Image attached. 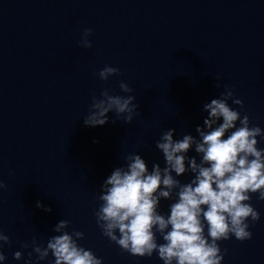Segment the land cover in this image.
I'll use <instances>...</instances> for the list:
<instances>
[{
  "label": "water",
  "instance_id": "water-1",
  "mask_svg": "<svg viewBox=\"0 0 264 264\" xmlns=\"http://www.w3.org/2000/svg\"><path fill=\"white\" fill-rule=\"evenodd\" d=\"M85 28L91 48L77 43ZM106 65L119 75L102 81L96 73ZM121 81L133 92H121ZM225 86L243 109L228 104L264 130V0H0V229L11 241L0 264H26L32 248L21 244L35 237L46 246L62 219L102 264H163L155 252L122 253L101 234L93 214L100 186L127 154L141 155L149 170L163 167L155 147L162 132L196 136L203 105ZM105 88L135 97L131 123H113L109 113L103 126L84 125L92 95ZM170 203L161 199L159 210L167 214ZM252 205L260 214L252 238L219 242L221 264H264V201L252 194ZM52 260L33 253L31 264Z\"/></svg>",
  "mask_w": 264,
  "mask_h": 264
},
{
  "label": "clouds",
  "instance_id": "clouds-1",
  "mask_svg": "<svg viewBox=\"0 0 264 264\" xmlns=\"http://www.w3.org/2000/svg\"><path fill=\"white\" fill-rule=\"evenodd\" d=\"M92 31L83 29L78 46L92 47L88 39ZM96 75L108 81L119 75V69L106 65ZM218 79L216 88L221 86ZM119 88L123 93L133 92L123 81ZM100 97H91L83 121L86 127L105 125L109 113L115 115L113 123L122 120L129 124L139 108L133 95H111L105 88ZM232 98L233 91L225 86L219 98L203 105L207 116L202 126H196V136L184 134L174 139L175 129L163 131L155 142L163 167L153 163L149 170L141 155L127 154L124 164L103 181L93 214L101 234L122 253L150 258L155 252L163 264H221L226 250L222 251L219 242L252 238L250 223L260 219L252 194L264 201V148L258 147L264 130L252 124L247 114L242 116L233 109L228 104ZM232 103L243 109L241 100L232 99ZM192 150L196 156L188 155ZM186 173L191 174L189 182L177 179ZM6 187L0 180V190ZM161 199L172 201L167 214L159 210ZM36 207L51 212L40 201ZM69 224L60 220L53 228L58 235L50 236L46 246L35 237L31 245L22 243V248H32L26 264H31L33 253L38 261L51 254L50 264H102V258L78 244L82 232L67 231ZM158 235L163 243H158ZM5 244L11 241L0 229V262L6 260ZM13 258L21 260L22 252H14Z\"/></svg>",
  "mask_w": 264,
  "mask_h": 264
}]
</instances>
